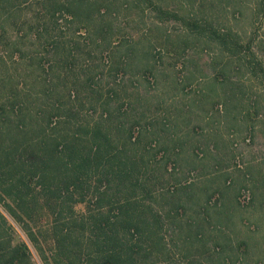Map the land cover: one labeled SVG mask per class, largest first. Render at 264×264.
<instances>
[{"label":"rangeland","instance_id":"rangeland-1","mask_svg":"<svg viewBox=\"0 0 264 264\" xmlns=\"http://www.w3.org/2000/svg\"><path fill=\"white\" fill-rule=\"evenodd\" d=\"M134 2L98 43L44 0H1L0 128L43 112L133 126L170 217L148 264H264V0Z\"/></svg>","mask_w":264,"mask_h":264},{"label":"trees","instance_id":"trees-1","mask_svg":"<svg viewBox=\"0 0 264 264\" xmlns=\"http://www.w3.org/2000/svg\"><path fill=\"white\" fill-rule=\"evenodd\" d=\"M44 4L53 16L62 12L79 23L86 42L111 30L112 17L105 16L123 7L117 0ZM66 114L43 112L45 122L37 126L21 114L22 121L0 128V264H35L28 245L15 241L8 215L43 264H148L163 252L170 217L150 198L153 162L135 146V128L102 120L72 123Z\"/></svg>","mask_w":264,"mask_h":264}]
</instances>
